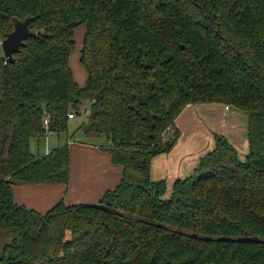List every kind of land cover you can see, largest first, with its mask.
<instances>
[{"label": "trees", "instance_id": "obj_1", "mask_svg": "<svg viewBox=\"0 0 264 264\" xmlns=\"http://www.w3.org/2000/svg\"><path fill=\"white\" fill-rule=\"evenodd\" d=\"M26 17L12 61L0 45V264H264V0H0V42ZM211 102L247 116L248 153L215 135L167 196L151 160L187 105ZM81 111L118 184L43 214L15 203V184L68 182V141L35 145Z\"/></svg>", "mask_w": 264, "mask_h": 264}, {"label": "crops", "instance_id": "obj_2", "mask_svg": "<svg viewBox=\"0 0 264 264\" xmlns=\"http://www.w3.org/2000/svg\"><path fill=\"white\" fill-rule=\"evenodd\" d=\"M179 137L167 153L156 155L150 164V177L164 180L167 193L177 178L194 172L200 160L215 148V135L222 136L237 152L240 160L248 153L247 116L222 103L187 105L175 119ZM54 134H47L40 152H48L57 143ZM69 180L66 184H22L13 186L15 203L40 213L62 201L66 205L97 203L106 190L113 189L122 175V168L110 160L108 152L95 144L68 142ZM82 201V202H81Z\"/></svg>", "mask_w": 264, "mask_h": 264}, {"label": "rangeland", "instance_id": "obj_3", "mask_svg": "<svg viewBox=\"0 0 264 264\" xmlns=\"http://www.w3.org/2000/svg\"><path fill=\"white\" fill-rule=\"evenodd\" d=\"M83 27V28H82ZM84 33V26L77 27L74 31L73 39L75 40V50L70 56V66L72 67V71L74 72L75 80L79 85H83L85 81V71L82 65L78 61V48L81 45L82 36ZM75 53V54H74ZM84 112L81 111L80 115H77L74 119L68 121V129L66 132H62L55 136L57 144H64L65 142H82V143H89L92 145L97 144L98 142H103V138L88 136L84 134V132L77 127L81 120L84 119ZM40 146V145H39ZM168 196V193H167ZM82 202V201H81ZM4 243L3 237L0 235V254L2 250V245Z\"/></svg>", "mask_w": 264, "mask_h": 264}, {"label": "water", "instance_id": "obj_4", "mask_svg": "<svg viewBox=\"0 0 264 264\" xmlns=\"http://www.w3.org/2000/svg\"><path fill=\"white\" fill-rule=\"evenodd\" d=\"M29 18H14L13 29L0 42L3 55L6 60L12 61L13 53L16 52L23 43V40L30 34L28 27Z\"/></svg>", "mask_w": 264, "mask_h": 264}, {"label": "built area", "instance_id": "obj_5", "mask_svg": "<svg viewBox=\"0 0 264 264\" xmlns=\"http://www.w3.org/2000/svg\"><path fill=\"white\" fill-rule=\"evenodd\" d=\"M228 108V106H226ZM69 117H72V115L69 114ZM43 124H47V118L43 119Z\"/></svg>", "mask_w": 264, "mask_h": 264}]
</instances>
